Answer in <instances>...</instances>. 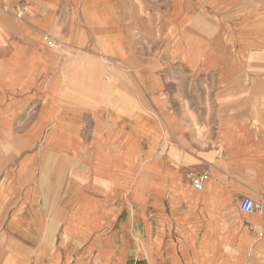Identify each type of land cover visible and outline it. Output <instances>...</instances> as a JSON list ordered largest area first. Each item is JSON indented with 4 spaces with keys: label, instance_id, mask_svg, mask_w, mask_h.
<instances>
[{
    "label": "crops",
    "instance_id": "crops-1",
    "mask_svg": "<svg viewBox=\"0 0 264 264\" xmlns=\"http://www.w3.org/2000/svg\"><path fill=\"white\" fill-rule=\"evenodd\" d=\"M135 1L0 0V264H264V0Z\"/></svg>",
    "mask_w": 264,
    "mask_h": 264
},
{
    "label": "rangeland",
    "instance_id": "rangeland-1",
    "mask_svg": "<svg viewBox=\"0 0 264 264\" xmlns=\"http://www.w3.org/2000/svg\"><path fill=\"white\" fill-rule=\"evenodd\" d=\"M147 6V5H146ZM244 6H245V9L244 10H246V11H254L255 9H254V7H255V5L254 4H252V2H250V1H248V2H246L245 4H244ZM263 6H264V4H263ZM134 7L136 8V9H140V10H142V8H143V5H142V2L141 1H135V3H134ZM152 8H153V6H152ZM25 9V8H24ZM22 11H20V12H18V16H22V14L20 15V13H21ZM155 14V13H154ZM156 15V14H155ZM163 22H164V20H163ZM162 24V20H160L159 18H157L156 16H154V15H152V17H151V25H152V27H154V26H157V25H161ZM235 26H237V23L235 24V23H232V28L233 27H235ZM262 58H263V60H264V51L262 52ZM255 62H258V59H256L254 56H251V58H250V65H248L247 66V75H248V77H251V76H253V75H257V74H263L264 75V67H256V66H254L253 64L255 63ZM197 88L199 89V90H202V89H204V87H206V84H204V83H202L201 81H198V83H197ZM245 88H244V91H252V92H256V91H258V90H264V84H260V83H257V82H251V81H249V82H247L246 84H245ZM262 86H263V88H262ZM206 89V88H205ZM209 89H212V87L211 88H209ZM213 89H220V88H218L217 87V85H213ZM199 101H201V100H199ZM200 174H204V173H200ZM198 175V174H197ZM193 179V178H192ZM193 185V184H192ZM232 197V202H234L235 200V196L234 195H232L231 196ZM243 197V196H242ZM241 197V198H242ZM240 201H241V199H240ZM232 217H237V216H232ZM233 245H236V244H233ZM251 246L249 247V249L253 246V244H250ZM236 254L237 252H234V250L232 249V255L233 254ZM247 254H251V253H247ZM234 256V255H233ZM236 260V259H235Z\"/></svg>",
    "mask_w": 264,
    "mask_h": 264
},
{
    "label": "built area",
    "instance_id": "built-area-1",
    "mask_svg": "<svg viewBox=\"0 0 264 264\" xmlns=\"http://www.w3.org/2000/svg\"><path fill=\"white\" fill-rule=\"evenodd\" d=\"M22 12L20 13V15ZM206 182L205 174L195 175L192 179V184L197 190H202ZM262 208V202L249 195H244L240 201V209L243 212H255Z\"/></svg>",
    "mask_w": 264,
    "mask_h": 264
}]
</instances>
